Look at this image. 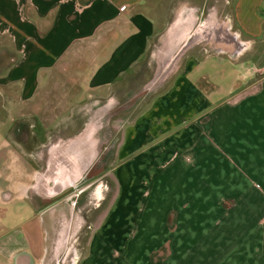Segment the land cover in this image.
I'll list each match as a JSON object with an SVG mask.
<instances>
[{
	"label": "crops",
	"instance_id": "0c3cea01",
	"mask_svg": "<svg viewBox=\"0 0 264 264\" xmlns=\"http://www.w3.org/2000/svg\"><path fill=\"white\" fill-rule=\"evenodd\" d=\"M204 3L0 0V202L33 219L0 213V264H264V0L232 3L243 53L153 72Z\"/></svg>",
	"mask_w": 264,
	"mask_h": 264
},
{
	"label": "rangeland",
	"instance_id": "374dc122",
	"mask_svg": "<svg viewBox=\"0 0 264 264\" xmlns=\"http://www.w3.org/2000/svg\"><path fill=\"white\" fill-rule=\"evenodd\" d=\"M233 1L234 0H204L205 3L203 4V7L207 11L208 26H206V28H203L202 32L200 31L201 32L200 34H197V35L193 34L190 36V38L188 40H184V42H181V41L177 42L175 44V46H174V44H172L171 46H167V47H165V49L163 51L155 54L157 56L156 59L158 61L156 60L154 63L153 72L155 74V77H158L160 75V77L162 79L165 78L164 80L166 82L161 85L162 89H164L168 85V83L171 81V78L174 75V71H177L176 65H180V63L183 62L185 57H187L188 55L194 54L195 52H197V50L200 52L199 53L200 55L201 54L203 55L205 53H210V50L213 48H216V47H219L220 49L225 50V51L227 49H231L228 52L231 55L234 54L233 53L234 50H237V51H235V55H237L238 52L243 53L242 52L243 48H244L243 45L247 44V40L242 36L241 37L237 36L236 27L232 26L233 22H232V17H231V6H232ZM209 23H215L217 25V26H214L216 29L213 30L211 28L212 26H209ZM211 31L213 33L216 31V33L218 35L213 34ZM190 32H189V34H190ZM185 42H186V46L188 45L186 49H185V45H184ZM232 45L235 48L234 50H232ZM183 46H184V48H182ZM252 53L253 52L249 51L246 54H244V56H242V58L247 57L248 55H250ZM245 55H247V56H245ZM257 60L259 61V59L256 58L255 61H257ZM159 80H161V79H156V81H159ZM154 85H157V82ZM139 86L140 85L135 86L136 91H134L135 92L134 96L139 94L138 93V89L140 88ZM149 86L151 87V85H149ZM155 92H157V90ZM133 101H134V99L130 100V98H129V100H124V102L122 104V108L120 111H123V112L128 111L129 113H131V111H133V108H132V106L134 104ZM1 104H3V102L0 101V105ZM139 110L140 109L137 108L134 110V112L136 113ZM133 116L132 115H125V114H123V115L118 114V115L113 116L112 118H114L113 120L118 118L121 120L122 124H125L128 120L133 118ZM5 118L6 117H0V120L5 121ZM7 124L8 123H6L5 125H7ZM6 127H8V126L4 127L8 131L9 129ZM12 130H13V128H12ZM7 131H5L4 133H2L0 131V138L5 133L8 136V134L11 132V129H10V131H8V132ZM6 150L7 149H5V148H0V158H2L3 155L5 156ZM62 197L63 196H57V198H55V200H59ZM1 198H2V200H4L3 196ZM51 199H52V197H51ZM50 201H54V199L50 200ZM4 202H6V201L4 200ZM252 202L255 203V201H252ZM1 203L2 202H0V213L6 212L5 214L8 213L9 215H11V218L9 219V226H8L9 228L15 226L16 224L22 223V222H24V224H26V227H24V229L22 228V230H19V231H23L25 229L29 230L30 227H32L33 219L30 218L32 216V214L28 210H24V207H22V206L26 205L25 203H19V202H16V200H12V202L10 201L8 203V205H7V203H4L5 205H3ZM20 207H21V210L18 212ZM15 212H17V215L13 216V214ZM253 220H254V217L252 218V222H253ZM14 236H15V234H12V237H14ZM19 246L23 247V243H21ZM13 247H14V249L17 248V246H13ZM64 263H65V261H64Z\"/></svg>",
	"mask_w": 264,
	"mask_h": 264
},
{
	"label": "flooded vegetation",
	"instance_id": "af4514ba",
	"mask_svg": "<svg viewBox=\"0 0 264 264\" xmlns=\"http://www.w3.org/2000/svg\"><path fill=\"white\" fill-rule=\"evenodd\" d=\"M55 198H57V196H53V197H52V200H53V199L55 200Z\"/></svg>",
	"mask_w": 264,
	"mask_h": 264
}]
</instances>
